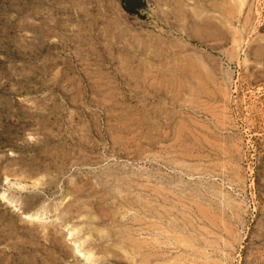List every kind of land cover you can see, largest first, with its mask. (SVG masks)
<instances>
[{"label": "rangeland", "instance_id": "1", "mask_svg": "<svg viewBox=\"0 0 264 264\" xmlns=\"http://www.w3.org/2000/svg\"><path fill=\"white\" fill-rule=\"evenodd\" d=\"M231 1L0 0V264H264V0Z\"/></svg>", "mask_w": 264, "mask_h": 264}, {"label": "bare ground", "instance_id": "2", "mask_svg": "<svg viewBox=\"0 0 264 264\" xmlns=\"http://www.w3.org/2000/svg\"><path fill=\"white\" fill-rule=\"evenodd\" d=\"M232 1H234V0H232ZM231 1V2H232ZM229 2V1H228ZM227 2V3H228ZM237 2H238V6H239V12L240 13H243V8L246 6V2H247V0H237ZM214 5V4H213ZM233 5V4H232ZM253 6H254V4H253ZM217 7V6H216ZM219 7V6H218ZM237 7V6H236ZM214 8V7H213ZM212 8V9H213ZM258 8V7H257ZM209 11V10H208ZM221 11V10H220ZM235 11V10H234ZM237 11V10H236ZM251 11V10H250ZM238 12V11H237ZM245 12V11H244ZM258 12V11H257ZM198 13V12H197ZM210 13V12H209ZM222 14H224V12H221ZM244 14V13H243ZM205 16V15H204ZM221 16V15H220ZM241 16V15H240ZM248 16V15H247ZM234 17V16H233ZM249 17H251L250 15H249ZM239 20V19H238ZM241 21V20H240ZM247 22V21H246ZM252 22V21H251ZM243 23V22H242ZM208 24V22H206V25ZM249 24V23H248ZM213 25H215V24H213ZM245 25V24H244ZM240 26V25H239ZM238 26V27H239ZM201 27V26H200ZM200 27H199V30H197V32H194V33H199L200 32ZM205 27V26H204ZM250 27V26H249ZM207 28V27H206ZM241 28V27H240ZM244 28H246V27H244ZM210 29V28H209ZM208 29V30H209ZM253 29V28H252ZM182 30H184V29H182ZM202 30H204V28L202 29ZM206 31H207V29H205ZM212 30V29H211ZM213 30H215V28L213 29ZM233 30V29H232ZM238 30H240V29H238ZM199 31V32H198ZM222 31V30H221ZM224 31V30H223ZM248 32V31H247ZM193 33V34H194ZM201 33V32H200ZM203 33V32H202ZM201 33V34H202ZM212 33V32H211ZM210 33V34H211ZM215 34V33H214ZM216 34H219V32L218 33H216ZM226 34V33H225ZM239 34V33H238ZM203 35L204 34H202V37H203ZM246 35V34H245ZM196 36V35H195ZM198 36V35H197ZM196 36V37H197ZM200 36V35H199ZM199 36H198V38H199ZM206 36V35H205ZM204 36V37H205ZM218 36V35H217ZM236 36V35H235ZM194 37V36H193ZM201 37V36H200ZM247 38V37H246ZM205 39V38H204ZM200 40V39H199ZM206 40V39H205ZM235 40V39H234ZM249 40V39H248ZM240 42V41H239ZM237 44V43H236ZM239 48V47H238ZM234 52V51H233ZM237 53V52H236ZM230 54H232V53H230ZM235 55V54H234ZM235 59V58H234ZM196 64V63H195ZM203 64V63H202ZM198 66H199V64H197ZM195 67V66H194ZM204 67H206V66H204ZM193 68V67H192ZM141 69V68H140ZM148 69V68H147ZM204 69V68H203ZM139 70V69H138ZM173 71V70H172ZM175 71V70H174ZM178 71V70H177ZM183 71V70H182ZM189 71V70H188ZM194 71V70H193ZM132 72H134V71H132ZM136 72H137V70H136ZM187 72V71H186ZM190 72V71H189ZM195 72V71H194ZM142 73V72H141ZM180 73V72H179ZM184 73V72H183ZM139 74V73H138ZM151 74V73H150ZM227 74V73H226ZM134 75V74H133ZM186 75V74H185ZM188 75V74H187ZM151 76V75H150ZM173 76V75H172ZM138 77V76H137ZM154 77V76H153ZM136 78V77H135ZM141 78V77H140ZM146 78V77H145ZM150 78V77H149ZM208 78V77H207ZM136 80V79H135ZM150 80V79H149ZM140 81V80H139ZM146 81V80H145ZM144 82V81H143ZM141 83V82H140ZM148 83V82H147ZM142 84V83H141ZM151 85V84H150ZM208 85V84H207ZM177 86V85H176ZM156 88V87H155ZM203 90V89H202ZM178 93V92H177ZM180 94V93H179ZM176 95V94H175ZM199 96V95H198ZM178 97V96H177ZM255 102V101H254ZM39 180V179H38ZM235 180V179H234ZM243 180V179H242ZM245 181V180H244ZM5 184H6V186H8V187H11V186H16L17 188H19V189H21V190H25L26 188H27V184L26 183H24V182H21V181H19V180H17L16 178H9V177H7L6 179H5ZM32 186L33 187H35V188H37V187H39V183L37 182L36 183V181L33 183L32 182ZM240 187V186H239ZM219 193H221V192H219ZM7 193H2V195H1V197H2V199H6L7 198V195H6ZM229 198V197H228ZM225 199V198H224ZM226 200V199H225ZM6 201V200H5ZM227 201V200H226ZM234 201V200H233ZM231 202V201H230ZM233 203V202H232ZM230 205V204H229ZM244 205V204H243ZM13 206V205H12ZM62 207V206H61ZM229 208H230V206H229ZM239 209V208H238ZM14 210H15V208H14ZM246 210V209H245ZM21 213V212H20ZM233 213V212H232ZM65 214V213H64ZM205 214V213H204ZM223 214V213H222ZM234 214V213H233ZM173 215V214H172ZM185 215V214H184ZM240 215V214H239ZM241 216V215H240ZM240 216H238V217H240ZM26 219H28V220H33V221H38V220H41L42 219V215H40V214H38V213H34V214H26L25 216H24ZM209 218V217H208ZM220 218V217H219ZM234 218V217H233ZM158 219V218H157ZM163 219V218H162ZM200 219V218H199ZM159 220V219H158ZM236 220V219H235ZM140 221V220H139ZM188 221V220H187ZM213 222V221H212ZM216 222V221H215ZM230 222V221H229ZM241 222V221H240ZM43 223V222H42ZM211 224V223H210ZM225 224V223H224ZM178 225V224H177ZM173 226V225H172ZM159 229V228H158ZM161 229V228H160ZM180 229V228H179ZM144 230V229H143ZM176 230V229H175ZM140 232V231H139ZM143 232V231H142ZM151 232V231H150ZM153 232V231H152ZM161 232V231H160ZM147 233V232H146ZM156 233V232H155ZM75 234H78V233H76L75 232ZM235 234V233H234ZM168 235V234H167ZM107 236V235H106ZM157 236H160L159 234L157 235ZM71 238H73L74 237V235L73 234H71V236H70ZM170 236H168V238H169ZM172 237V236H171ZM105 238V237H104ZM158 238V237H157ZM161 238V237H160ZM166 238V237H165ZM178 238V237H177ZM91 239V238H90ZM155 239V238H154ZM73 240V239H72ZM168 240V239H167ZM134 241H136V240H134ZM156 241V240H155ZM73 242V241H72ZM81 242V241H80ZM160 242V241H159ZM168 242V241H167ZM190 242V241H189ZM84 243H85V241H84ZM124 243V242H123ZM126 243V242H125ZM158 243V242H157ZM156 243V244H157ZM161 243V242H160ZM180 243V242H179ZM183 243V242H182ZM185 243V242H184ZM192 243V242H191ZM77 244V243H76ZM120 244H122V243H120ZM119 244V245H120ZM138 244V243H137ZM154 244V243H153ZM165 244V243H164ZM78 245V244H77ZM80 245V244H79ZM78 245V246H79ZM140 245V244H139ZM182 245V244H181ZM82 247H83V245H81ZM143 246V245H142ZM155 246V245H154ZM157 246V245H156ZM155 246V247H156ZM162 246V245H161ZM192 246H193V244H192ZM213 246V245H212ZM81 247V248H82ZM78 249H80V247H78ZM94 249V248H93ZM213 249V248H212ZM106 250V249H105ZM128 250V249H127ZM81 250H79V252H80ZM124 251V250H123ZM135 251V250H134ZM141 251V250H140ZM161 251V250H160ZM218 251V250H217ZM85 252V251H84ZM88 252V251H87ZM207 252V251H206ZM91 253V252H90ZM208 253V252H207ZM93 255V254H92ZM92 255H89V253H88V259H87V262H89V263H91L90 261H91V258H92ZM226 255V254H225ZM224 255V256H225ZM108 256V255H107ZM133 256H135L134 254H133ZM82 257H83V254H82ZM102 257V256H101ZM229 257V256H228ZM97 258V257H96ZM96 258H93V259H96ZM141 259V258H140ZM165 259V258H164ZM209 259V258H208ZM94 261V260H93ZM100 261V260H99ZM94 262H96V261H94ZM93 262V263H94ZM98 262V261H97ZM137 262H139V261H137ZM141 263H143V262H141ZM159 263V262H158Z\"/></svg>", "mask_w": 264, "mask_h": 264}, {"label": "trees", "instance_id": "3", "mask_svg": "<svg viewBox=\"0 0 264 264\" xmlns=\"http://www.w3.org/2000/svg\"><path fill=\"white\" fill-rule=\"evenodd\" d=\"M140 4L141 0H122L124 10L131 15L138 14L137 9L140 7Z\"/></svg>", "mask_w": 264, "mask_h": 264}]
</instances>
